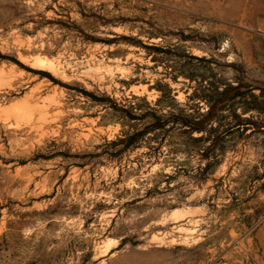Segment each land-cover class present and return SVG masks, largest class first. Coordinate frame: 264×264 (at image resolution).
<instances>
[{
	"label": "rangeland",
	"instance_id": "obj_1",
	"mask_svg": "<svg viewBox=\"0 0 264 264\" xmlns=\"http://www.w3.org/2000/svg\"><path fill=\"white\" fill-rule=\"evenodd\" d=\"M177 64L264 87V0H0V264H264V92L129 120Z\"/></svg>",
	"mask_w": 264,
	"mask_h": 264
},
{
	"label": "trees",
	"instance_id": "obj_2",
	"mask_svg": "<svg viewBox=\"0 0 264 264\" xmlns=\"http://www.w3.org/2000/svg\"><path fill=\"white\" fill-rule=\"evenodd\" d=\"M198 58V57H195ZM175 76L173 79L176 81L177 74H181L190 80H196L195 77L199 80L197 86L195 88L194 96H197L198 99L205 101L206 103L210 104L209 110L205 114L201 116H194L191 114H170L167 119H163L161 115H158L155 112H145L141 114H128L126 112V117L129 120H136V119H152V123L146 127L147 129L155 130V129H162L172 122L173 124H180L182 128H185L187 133L193 134L194 132L197 133H205L207 131L208 126L211 124V121L218 117V112L223 110L225 107L226 102L235 100L239 97H244L247 93H251L253 99H256L254 95H252L254 90H262L264 92V87L258 83H254L252 80L245 76V70H243L242 80L239 81V84L234 85L230 83H224L221 80H216V78L200 75L195 76L196 69L186 68V66H181L180 64L175 65ZM164 88L167 90V93H171L172 89L168 86V84L163 85ZM163 88V87H162ZM163 88V91H164ZM162 90V89H161ZM166 97L165 92H163L162 98L159 101L164 100ZM174 99V98H171ZM247 110V108H245ZM125 112V111H124ZM227 130L217 132L215 128H212L210 131V136L212 135V144L209 145L207 148H204L203 153H208L209 151L215 150V145L217 146L219 140H222ZM138 136V132L133 133L130 139H136ZM191 139H194L191 136ZM117 143L113 141L111 144Z\"/></svg>",
	"mask_w": 264,
	"mask_h": 264
},
{
	"label": "bare ground",
	"instance_id": "obj_3",
	"mask_svg": "<svg viewBox=\"0 0 264 264\" xmlns=\"http://www.w3.org/2000/svg\"><path fill=\"white\" fill-rule=\"evenodd\" d=\"M29 116L31 117V116H33V112H31L30 114H29ZM31 119V118H30ZM32 120V119H31ZM34 121V120H33ZM33 121H30V122H33ZM35 121H36V123L38 122V120H37V118L35 119ZM28 122V121H27ZM36 123H34V124H36ZM33 124V125H34ZM27 125H28V123H27ZM29 126H30V124H29ZM35 126V125H34Z\"/></svg>",
	"mask_w": 264,
	"mask_h": 264
}]
</instances>
